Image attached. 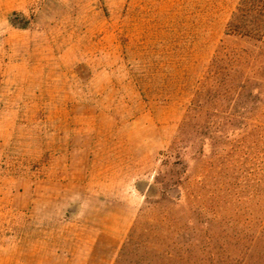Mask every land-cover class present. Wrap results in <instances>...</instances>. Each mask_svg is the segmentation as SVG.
<instances>
[{
  "label": "rangeland",
  "instance_id": "rangeland-1",
  "mask_svg": "<svg viewBox=\"0 0 264 264\" xmlns=\"http://www.w3.org/2000/svg\"><path fill=\"white\" fill-rule=\"evenodd\" d=\"M239 3L0 0V264H115L133 231L127 264H264V38L225 35Z\"/></svg>",
  "mask_w": 264,
  "mask_h": 264
},
{
  "label": "trees",
  "instance_id": "trees-1",
  "mask_svg": "<svg viewBox=\"0 0 264 264\" xmlns=\"http://www.w3.org/2000/svg\"><path fill=\"white\" fill-rule=\"evenodd\" d=\"M225 35L227 37H238L250 41L262 42L264 38V0H240V3L233 13L231 20L229 21L226 29ZM202 113V107L193 105V109L191 110V119L185 122L183 126V131H181V137L177 138L173 145L171 146L170 150L164 154L165 160L163 162V167L169 169L166 175H172V171L170 166H172L171 160L176 159L179 162L183 161V155L181 151L185 149L184 146L189 145L188 139H186V126H190L192 120H195L200 116ZM183 132V133H182ZM188 170L184 169L181 173H177V178L173 182L170 179L163 181L165 185L164 191L166 192L169 187L175 188H182L184 185L185 175L187 174ZM174 173V172H173ZM166 179V177H165ZM188 197V196H187ZM162 221L163 223H170V220L165 216ZM259 245H264V219L261 223L259 237H258ZM140 248V245L134 242V231L131 234L127 243L123 246L119 257L117 258L115 264H127L129 256L132 253V250ZM166 256H171L170 253H163ZM260 260L264 262V249L260 252Z\"/></svg>",
  "mask_w": 264,
  "mask_h": 264
}]
</instances>
